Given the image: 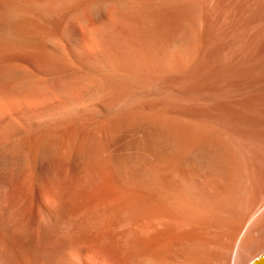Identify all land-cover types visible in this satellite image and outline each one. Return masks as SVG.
I'll return each mask as SVG.
<instances>
[{"label": "bare ground", "instance_id": "1", "mask_svg": "<svg viewBox=\"0 0 264 264\" xmlns=\"http://www.w3.org/2000/svg\"><path fill=\"white\" fill-rule=\"evenodd\" d=\"M93 1L0 0V150L7 151L0 155V188L10 189L5 196L7 209L0 214V264L78 261L74 263L72 256L69 254L70 260L61 249L45 257L44 262L42 253L31 243V248L27 245L25 224L22 227L24 222L16 217V211H23L26 201L37 198L45 199L53 217H74V222H69L73 229L65 234L63 245L77 247V264H102L107 228L126 219L119 213L120 207L127 209L125 216H138L137 220L146 217L150 220L146 224H153L151 228L155 227V217L166 218V252L160 251L166 258L158 256L161 248L156 249L163 242L162 231L150 234L151 230L149 233L141 226L143 229L129 232L133 237L130 243L121 242V237L116 242L117 250L113 247L119 258L125 256L126 264H142V260H135L146 250L144 255L152 257L148 256L150 263L143 264H249L248 254L261 248L264 230V0H170L167 9V0H125V6L117 5L120 11H111L105 20L94 16L88 24L76 9ZM111 1L120 4L121 0ZM197 22L202 25L205 45L202 66L194 67L197 74L192 68L178 75L181 68L176 73L179 77L171 79V85H181L179 92L174 95L170 87L173 96L167 92L185 104V100L195 102L185 107L170 96L166 98V67L171 65H166L165 59L166 26L173 25L178 32L180 24ZM47 38L53 41L47 43ZM174 66L180 69V65ZM79 68L98 74L108 91L99 108L97 103L91 106L97 107L94 112L87 111L90 107H85L86 111L73 108L75 93L67 76ZM34 77L50 79L53 87L40 92L29 90L32 86L28 88L27 80ZM209 101L212 103L207 104ZM100 108H109V115L115 118L119 112L125 122L144 124L156 133L167 130L166 116L182 119L185 124L181 127L179 123L180 128L172 130L173 139L181 145H187L198 129L195 120L202 119L207 134L199 137L200 141L220 152L219 169L214 175L208 174L209 178L187 174L178 182L176 178L167 180L170 164L168 168L159 165L162 157L152 159H158L156 164L144 158L143 174L137 168L138 173L130 171L127 176L134 184L125 181V171L124 183L117 176L123 183L119 184L115 174L122 169L114 168V173L110 172L112 168L106 170L100 152L88 156L85 126L105 120L107 116ZM111 109L117 114L112 116ZM76 133L82 134L77 144L73 140ZM18 160L25 167L17 169ZM89 161L93 168H88ZM140 174L157 184H152L156 190L163 182L165 188L160 186L157 194L150 181L148 184L143 179L148 187L142 186L141 179L136 178L137 185L132 178ZM161 187L164 198L159 195ZM14 212L15 216L11 214ZM119 229L114 232L118 234ZM117 236L111 240L114 242ZM141 250L144 252L139 253ZM110 252L105 253L111 256ZM154 255L158 257L156 263ZM122 258L114 260L120 263ZM259 258L253 264H264V258Z\"/></svg>", "mask_w": 264, "mask_h": 264}, {"label": "rangeland", "instance_id": "2", "mask_svg": "<svg viewBox=\"0 0 264 264\" xmlns=\"http://www.w3.org/2000/svg\"><path fill=\"white\" fill-rule=\"evenodd\" d=\"M96 1H97V3H96ZM96 1L94 0L92 2V4H88L89 6L84 3L83 6L82 5L80 6L81 9H80V7L78 9H76L77 12L79 13V16L81 15L83 17V19L85 20V22H87L88 24H91L93 22L94 16H97V17H99L101 19L103 18V20L107 19L111 11L112 12L115 11V10L116 11H120V9L118 7L122 6V5L125 6V4H126L125 2H127L125 0H121L120 4L114 3L115 4L114 5V4L111 3L112 2L111 0H96ZM165 4H166L165 6H166V9H167L169 7V5H171V1L167 0ZM117 5H118V7H117ZM127 5H128V3H127ZM84 9H86V10H84ZM178 27H179V30L177 29L178 32H176L175 31L176 29H174L173 25H171V27H169V25L166 26L167 34L170 35V36L167 38L168 35L166 34V42H165L166 43L165 44L166 45V48H165V51H166L165 52V56H166V58L165 59H166V62H167L166 65L171 63L170 68H169V66H167L169 69L166 67V72H168V76H169V74L172 76V77L169 76V78H168V76H166L167 78H165V80H166V82H165V84H166V93L167 92L169 93V91H171L170 90V88H171V89H173L175 91V92H173L174 95H176L179 92L178 90L180 89L181 85L180 84H176V83H174V85H171V84H173L171 82L172 81L171 79L174 77L175 80H176L179 77L178 75H180V74L182 75L184 73V69H186V70L188 69L187 72H189V70L192 71V68L194 69V67L197 66V65H199L197 67L200 68V66H202L201 63L204 60V59L202 60V58H203L202 57V52H203V48L205 47V45H204V43L202 41V35H201L202 34V28H201L202 25L200 23H198V22L197 23H193V24L182 23V25L180 24L179 26H177V28ZM171 35H173L174 38ZM47 39H45V41L47 40V43H51L53 41L52 38H47ZM200 58H201V60H200ZM198 62H200V63L198 64ZM174 64H177V66L180 65V69H178L179 66L175 67ZM172 67L175 68V70H172L171 69ZM197 67H196V69H198ZM196 69H194V72L192 71V73H195V71H196V74H197V72H199V71L196 70ZM171 70H172V72H170ZM179 70H182V73H181V71L179 72ZM186 70H185V72H186ZM177 71L179 72L178 75L176 74ZM70 72L71 73L68 74L69 77L67 76V79L71 83V84L69 83V85H70V88H71L72 92L77 95L76 96L74 94V96H72L70 94L71 90L68 88L70 90V91H68V92H70L69 95H71L73 97L74 101H76L73 108L79 109V110L85 109V111H86L85 107H90V109L87 108L88 109L87 111L88 112H90V111L94 112V109H96L97 107H93L94 108L93 109V108H91V106H94V104L97 103V104H95V106H97L99 104L98 105V108H99L100 103H102V98L104 100L106 98L107 94H108V91L106 89H104L103 86L101 85L102 83L100 82L99 77L97 78L98 74H94L93 72H90L89 70H86V69H83V68H79L77 71L76 70H72ZM172 73H174L175 76H173L174 74H172ZM166 75H167V73H166ZM36 78H37V80L35 79V77L33 79L27 80L28 88L32 86V88H29V90H33L34 91L35 89L36 90L38 89L37 92H40V91H45L47 88H50V87L52 88L53 87L52 84L50 85V83H52V81L50 82V79L48 81V79L42 78V80H39V79H41L40 77H36ZM174 78H173V81H175ZM34 79L37 82L34 81ZM31 80H33V81H31ZM33 82H36V83H33ZM97 82L99 84H96ZM34 84H36V86ZM169 85H171V86H169ZM95 86H97V87H95ZM84 87H85V89H84ZM93 87H94L95 90L94 89L93 90L89 89V88H93ZM168 87H170V88L168 89ZM50 89H47V90H50ZM83 89L85 90V92L89 90L90 93L89 92H87V94L84 93ZM99 90H100L101 93L97 92ZM82 91H83L84 95L82 94ZM91 91H94L95 94L92 93ZM172 91H171L170 94L173 96ZM97 93H98V96H97ZM168 93L166 94V98H167V96H170L173 99V102H175V103H177L179 101V100L177 101L176 99H181V98L172 97ZM87 95H88V98H87ZM174 98H176V99H174ZM169 99L168 100L166 99V100L170 104L172 102V100L170 99L171 101H169ZM99 100H101V101L99 102ZM184 100L185 99H183L181 101H184ZM186 101L189 102V103H187ZM185 102H186V104H188L187 106L195 104V102L193 100H190V101L189 100H185ZM90 103H91V105H90ZM180 103L182 104L184 102H180ZM206 103L210 104V103H212V101H209V102H206ZM181 104H180V106H181ZM186 104L184 103L185 107H187ZM80 105H81V107H80ZM100 109H101L102 113L103 114L105 113L104 115L107 116L105 118V120H103V121H92V122L88 123L85 126V133L87 134L86 136H87L88 156L92 158V156H94L95 154L100 152V154L102 153L101 156L103 155V158L106 155L105 156L106 159H104V161H103V158H102V163L103 162L105 163V164L104 163L103 164L105 165L104 167L106 168V170L110 171V169L112 168L110 172L114 173L115 172L114 168L116 169L118 167V169H120V170L122 169L123 171L121 170L120 174L118 173L119 175L115 174V180H116V178H118L119 181H117V182L119 184H123L124 183L123 178H122V175H124L122 173H124V171H125V173L127 172L126 177L123 176L126 179V180L125 179L124 180L127 182V180L128 181L130 180V179L127 178V176H129L130 171L133 172V171L136 170L135 172H137V168H138V172H141L143 174V172H144L143 163L146 160H148V162H149L150 160H152V159H154L156 157H158V158L162 157V158H159V162H158V159H156L154 161L152 160L154 163L157 161L159 165H164L166 167H167L168 164H170V165H168V167L170 166L169 167L170 170L167 169L168 167L166 168V171L164 170V172H166V173L169 170V174L167 173L168 174L167 180L168 179L172 180L173 178H174L173 180H175V178H176L175 181L182 182L186 178L185 176H187V174H189V175H193V174L197 175V174H199V175L205 176L206 178H209V175L211 173H212L211 175H214L213 173H215V171L217 172V169H219L220 158H221L220 157V152L216 149V147H214V145H211L210 143H203L204 141L202 142V140L200 141V139L203 138L204 134H207L205 132V131H207V129L205 127H203L205 125V122L202 121V119L198 118V119H196L197 121L195 120V123L199 127H197L198 129H195L196 131L194 130V132H192L191 137H190L191 139L189 138L191 141L189 140L187 142V145H181V144H179L178 142H176L173 139L175 137V135L173 136L174 131H172V130L175 129V128L176 129L180 128V124H181V127L185 124V121L182 120V119H178L179 120L178 121L176 118L172 119L173 117L166 116L167 122H166L165 129H167V130L166 131L164 130L165 132L164 131L163 132L162 131L157 132V133H159V134H157L156 131H153L152 129H150V130H152L153 132L152 131L150 132V130H148L147 127L144 124L135 123V124L138 125V126L137 125L135 126L134 123H133V125H131V123H128V121L125 122V120L122 117H121L122 119L120 118L119 112H118L117 116L115 115L116 116V118H115L113 115L117 114V113H115V112H117L116 110L114 112L113 109H111L113 112L111 111L110 114L114 113V114H112L113 117H111L109 115V112H110L109 108H105V109L104 108L103 109L100 108ZM106 110L108 111V113L106 112ZM108 115H109V117H108ZM117 117H119L120 119L119 118L117 119ZM113 120H115V121H113ZM199 123H201V125ZM175 125H177V127ZM168 126H169V128H167ZM173 127H175V128H173ZM80 128H81V126H80ZM155 133H156V135H155ZM79 134L80 133H76L74 135L73 140H74L75 144H77L78 140L81 138L82 134H80V136H79ZM216 136L217 135H214V137L213 136L212 137L214 139H216ZM194 137H195V139H194ZM199 137H201V138H199ZM223 137H221V138H223ZM75 138H76V140H75ZM197 139H198V141H196ZM149 145H151L150 148L148 147ZM226 146H227V143H226ZM147 147L150 150L146 149ZM152 150H153L154 153L152 152ZM2 151L0 150V152H2ZM147 151L148 152L150 151V153H148ZM5 153H7L6 150H4L2 153H0V155H3ZM163 158H165V159H163ZM20 161L21 160H18L17 163H16L17 165L15 167L17 169H22L23 167H25V165L24 166L21 165V164H24V163H22L23 161L21 162V164H20ZM90 164H92L91 161H89L88 168L93 165V164L92 165H90ZM18 165H21V167H19ZM42 165L43 164L40 162L39 166L42 167ZM91 168H93V166ZM140 168L142 169V171H141ZM94 170L92 169V172ZM116 172H119V171L116 170ZM192 172H194V173H192ZM142 174H140L139 176L137 175V177H133L132 178V179H134L133 181H135L136 178H138V181L140 179L142 181L144 179V178H142L143 177ZM162 174H163L162 177L164 178L165 177L164 173H162ZM117 176H120L122 179L120 177H117ZM163 178H162V181L165 180V179L163 180ZM120 179H121V181L123 183L120 181ZM144 180H146V179H144ZM131 181L132 180H130V183L134 184V182H131ZM138 181L136 179L135 183L138 182ZM149 181L151 182L150 186L153 187L152 186L153 182L151 180L147 179L145 182L148 183ZM262 182H264V176H263V181H261V183ZM163 183H164L163 184L164 186L163 185H160V186H163V188H165V182H163ZM138 184H140V183L138 182ZM148 184H147V187H148ZM141 185L145 186V185H143V181H142ZM153 185L156 186L157 184L154 183ZM261 185L264 187V183H262ZM159 187H158V190H159ZM156 188H154V190H156ZM163 188L161 187L162 190L160 189L161 190V192H160L161 194H159V195L161 197H163L162 194L165 196V194L163 192L165 190H163ZM11 189H12V187H11ZM8 190H10V189H8ZM8 190H7V188H0V214L1 215H3L5 213V209H7V206H8V202L5 200V196L9 193ZM154 190L152 189L153 192H154ZM158 190H156L155 193L158 194V192H159ZM164 201H165V199H164ZM22 206H23V211L25 210V212L19 211L20 210L19 209V210L16 211L18 215H16L15 212L11 213V214H13L14 216L16 215V217H18L20 220H23L24 223H23L22 227L25 224V226L23 227L25 232H26L25 233L26 234L25 237L28 238L26 240H29L28 241L29 243L27 242V245L29 246L30 243H31V245L34 246V248H37L38 251H40V253H42L40 255V257H41L40 259H42L45 262L46 258L48 259L54 253L55 250L59 251V250L62 249L63 250V251L61 250L62 253H65V255H69L70 254L72 256L73 262L75 261V259H76V261L77 260L79 261V258H80L79 256L80 255H79V253H76L77 252L76 250H74L75 248L77 249V247L74 246L75 248H73L72 246H70L71 248L69 249V246L63 245L65 243L63 241L64 237H65V234L68 233L69 228H70V231L73 229V228L71 229V223L74 222V217L67 216V215L66 216L68 218L64 217L65 215H61V217L63 219L61 217H58L60 215H58L56 217H53L48 211V203L45 202V199H40V198L38 199L37 198V200H28ZM24 206H26L28 208L24 209ZM12 208H14V207H11V209ZM124 209H125V207H120V209H118V211L120 210L121 212L119 211V213H121V215L124 216L123 218L126 217V219H122L120 217V215H116L115 214L114 217L115 216L116 217L119 216V218L122 219V220L120 219L121 222L118 221L119 224L117 223V225H114V226L113 225L112 226L109 225V227L107 228L106 234H104L105 235L104 238H106V239L103 238V242H102L104 244L106 243L105 245L102 244L103 246H106V248L104 247V249H106L108 252H110V249H111V251L113 250L112 252L115 253L116 250H117L118 243H116V242L118 241V239H120L122 237L121 239H123V240L120 239L121 242H123V243L125 242L126 244H128V242H129L128 240H130L131 239L130 237H132V235L130 236L129 232L130 231H134V229H138L136 231H139L140 229H143L145 227L146 229L144 228L143 230L144 231L146 230L149 233H150V230H151L150 234H152L153 233L152 231H154V230L155 231L158 230L156 232L154 231L155 235L157 233L160 234L159 231H162L163 235L162 234L161 235L164 236V237L161 236L163 238V240H162L163 242H160L162 244V246H161V244H159L160 246L158 245L156 247V249L158 250L159 248H161V249H159L158 253L161 250H162L161 252H163V251L166 252V237H165V234H166L165 233V231H166V222H165L166 218L165 217L164 218L157 217L158 219H160L161 223H159V220L155 217V219L152 220V221L155 222V224H154L155 227L151 228V226L153 224H151L150 226H149V224H146V223H148V221H150L148 219L146 220L145 219L146 217L144 218L143 216H139V217H143V218H140L139 220H137L138 216H136L133 219V217H128V216H125L123 214V213L127 212V211H124ZM21 210H22V207H21ZM125 210H127V209H125ZM20 212H22L23 214L20 213ZM117 214H118V212H117ZM70 220L72 221L71 223H69ZM63 221H65V222H63ZM21 223H22V221H21ZM137 223H138V225H136ZM63 224L65 225L64 227H63ZM66 224H67V226H66ZM160 224H162V225H160ZM73 226L74 225H72V227ZM146 226H148L150 228H148ZM106 227L107 226H105V230H106ZM157 227H158V229H156ZM117 229H119L118 234L115 233V232L118 231ZM121 229H123V230H121ZM113 232L116 235H114ZM125 232L126 233L128 232L127 234H129V235H127ZM56 233H58V234L56 235ZM261 233H262V236H261L262 246H261V248H259V249H257V250H255V251H253V252L248 254V258H247L248 261L247 262L249 264L250 263L253 264L255 260H257L262 254H264V236H263L264 235V230ZM119 234H121V235H119ZM55 235H56V237L60 236V237H57V238L58 239L60 238L59 240H60V243L62 245V248H60L59 240L55 237ZM112 235H114V236L118 235L117 236V240L115 239L116 237L114 238L115 239L114 242L116 244L112 241L113 237H114V236L112 237ZM127 237L129 239H127ZM262 238H263V240H262ZM132 239H133V237H132ZM120 240H119V242H120ZM125 240H127V242ZM112 243L115 244V245L113 246ZM31 245H30L29 248H31ZM109 245H112V246L108 248ZM103 246H102V248H103ZM113 247H115L116 250ZM132 247H133V244H132ZM72 248H73L74 251H72ZM107 251H102L104 253V255L106 254V256H104L103 253H102V256L105 257L104 260L102 258V260L104 262L101 260L102 264H110L112 262V260H113L112 264H126V262H128V260L125 259V256H123V254H121V256H123V258L121 257L123 260H121L120 263L116 262L115 260H117L120 256L116 255V253H115L114 255H116L117 258H114L115 256L110 254V253H112V252H110L108 254L111 255V256H114V257H112L113 258L112 259L111 256H108L107 253H105ZM66 252H67V254H66ZM142 252H144V250L139 251V253H142ZM145 252L147 253L148 251L146 250ZM145 252L143 254H140V255L138 254L139 257L138 256H136V257H138L139 260H135V261L142 260L143 263H146V262L150 263L148 256L152 257V255H149V254L148 255L147 254L144 255ZM165 252L161 253L162 255L160 254L158 256H162L163 257L162 259H164V257L166 258V253ZM121 253H123V252H121ZM152 253H154V252H152ZM70 255L68 257L69 259L71 257ZM73 256L76 257V258H74ZM108 257H110L112 260L110 261V259ZM156 257L157 256L154 255L155 259H156ZM121 258H119V259H121ZM143 258H145V259H143ZM119 259L117 261H119ZM157 260H158V257H157L156 260H154V263H156ZM78 261L76 262V264L78 263ZM121 262H123V263H121ZM52 264H55V263L52 262Z\"/></svg>", "mask_w": 264, "mask_h": 264}, {"label": "water", "instance_id": "3", "mask_svg": "<svg viewBox=\"0 0 264 264\" xmlns=\"http://www.w3.org/2000/svg\"><path fill=\"white\" fill-rule=\"evenodd\" d=\"M262 258H264V254H262L259 259H262Z\"/></svg>", "mask_w": 264, "mask_h": 264}]
</instances>
